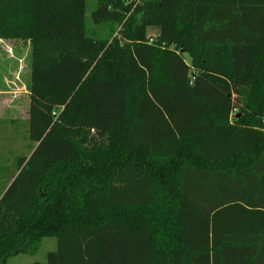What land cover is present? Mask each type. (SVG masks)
I'll use <instances>...</instances> for the list:
<instances>
[{"label": "trees", "instance_id": "16d2710c", "mask_svg": "<svg viewBox=\"0 0 264 264\" xmlns=\"http://www.w3.org/2000/svg\"><path fill=\"white\" fill-rule=\"evenodd\" d=\"M0 40L30 44L35 144L0 264H264V0H0Z\"/></svg>", "mask_w": 264, "mask_h": 264}, {"label": "rangeland", "instance_id": "374dc122", "mask_svg": "<svg viewBox=\"0 0 264 264\" xmlns=\"http://www.w3.org/2000/svg\"><path fill=\"white\" fill-rule=\"evenodd\" d=\"M94 4L87 3V25L89 23L92 34L95 32L105 39L111 34L110 25L93 24L91 8ZM149 36L154 38L156 32L150 31ZM31 55L27 42L0 40V194L14 177L18 158L29 157L35 148L29 137L28 122ZM185 60L190 63L187 56ZM56 248V239L46 237L36 253L11 257L6 264L44 263L47 254Z\"/></svg>", "mask_w": 264, "mask_h": 264}, {"label": "crops", "instance_id": "0c3cea01", "mask_svg": "<svg viewBox=\"0 0 264 264\" xmlns=\"http://www.w3.org/2000/svg\"><path fill=\"white\" fill-rule=\"evenodd\" d=\"M4 41H6V40H4ZM29 44V43H28ZM30 45V44H29ZM30 74H31V69H30ZM31 76V75H30ZM28 95H29V97H30V94H29V92H28ZM30 103V102H29Z\"/></svg>", "mask_w": 264, "mask_h": 264}, {"label": "water", "instance_id": "95a60500", "mask_svg": "<svg viewBox=\"0 0 264 264\" xmlns=\"http://www.w3.org/2000/svg\"><path fill=\"white\" fill-rule=\"evenodd\" d=\"M181 53H184L183 51Z\"/></svg>", "mask_w": 264, "mask_h": 264}]
</instances>
